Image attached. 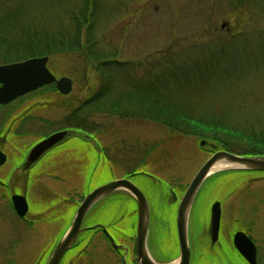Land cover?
Listing matches in <instances>:
<instances>
[{
    "label": "rangeland",
    "instance_id": "1",
    "mask_svg": "<svg viewBox=\"0 0 264 264\" xmlns=\"http://www.w3.org/2000/svg\"><path fill=\"white\" fill-rule=\"evenodd\" d=\"M99 2L96 23L114 19L104 33V47L116 48L121 61L142 62L136 67L138 79L157 82L163 75L166 96L194 114L264 117L262 14L236 11L215 0H125L123 13L117 16L116 0ZM70 4L76 6L73 0H39L34 11L40 20L54 14L60 21L66 18L65 8ZM15 52L0 51V64L24 60L4 57ZM48 56L55 75L73 83L70 94H59L60 128H64L63 119L90 99L102 78L95 65L77 54ZM146 93L154 100L155 90ZM86 127L89 130L76 131L70 148L60 149L57 167L50 168L49 176L31 179L34 182L26 185L30 212L25 218L0 210V240L10 241V246L0 248V264H47V251L71 226L85 196L119 179L133 181L148 200L151 257L160 264H173L179 256L180 201L198 171L219 149L200 136L138 119L93 115ZM226 172L207 178L195 198L188 222L191 253H196L199 220L208 202L228 195L226 218L235 230L250 231L264 264V174ZM137 222L135 199L116 192L93 206L83 227L102 224L119 241L136 237ZM108 250L109 257L112 251ZM231 258V264H240Z\"/></svg>",
    "mask_w": 264,
    "mask_h": 264
},
{
    "label": "trees",
    "instance_id": "2",
    "mask_svg": "<svg viewBox=\"0 0 264 264\" xmlns=\"http://www.w3.org/2000/svg\"><path fill=\"white\" fill-rule=\"evenodd\" d=\"M38 1L0 0V51H17L4 57L18 59L73 53L95 65L102 78L101 85L74 111L76 131L89 130L86 124L93 115H110L124 120L149 121L183 135L200 136L217 149L236 155L264 157V117L233 119L194 114L166 96L163 75L157 82L140 80L136 67L142 62L121 61L116 48L104 47V33L114 19L96 23L95 16L101 10L99 0H73L76 6H67L66 18L60 21L54 14L38 19L34 11ZM116 1L119 16L125 0ZM215 1L227 3L236 11L252 10L264 16V0ZM161 62L159 64H164ZM151 89L156 93L154 100L146 96ZM232 172L236 171L228 173Z\"/></svg>",
    "mask_w": 264,
    "mask_h": 264
},
{
    "label": "flooded vegetation",
    "instance_id": "3",
    "mask_svg": "<svg viewBox=\"0 0 264 264\" xmlns=\"http://www.w3.org/2000/svg\"><path fill=\"white\" fill-rule=\"evenodd\" d=\"M42 57H48L47 68L58 81L61 77L58 78L50 68L49 56H40ZM25 60L27 59L3 63L0 66ZM56 81L7 102H0V210L4 209L7 213L18 214L12 201L13 196L23 195L28 199L27 184L37 181L42 176H49L50 168L53 170L57 167L56 156L58 157L60 149L70 148L71 142L77 138L74 128L75 119L72 117L75 110L63 119L64 128H60L59 94L61 93ZM2 87L3 83H0V89ZM37 94L38 96H34ZM59 132L66 133L64 138L44 151L36 161L28 164L33 148ZM17 181L20 182L15 185ZM228 199L227 195L225 198L216 197L208 202L205 215L199 220V232L196 233L195 238L196 253L194 255L192 250L191 264H231V256L235 260L238 259L240 264H249L235 247L234 238L237 232L245 233L255 243L257 264H262L258 242L250 235V231L246 228L235 230L232 221L226 218ZM216 203L220 204L221 218L219 229L214 236L212 210ZM17 217L21 220L18 215ZM109 236L112 237L110 231L102 224L83 227V231L64 255L60 264H80V261H83V264H142L137 251V237L135 240L130 237L118 241L113 237L110 239ZM59 241L60 239L47 251V253L50 252V257ZM8 242L10 243L7 239L0 240V248L10 246ZM108 249L112 251L109 257ZM2 250L0 249V256L3 253Z\"/></svg>",
    "mask_w": 264,
    "mask_h": 264
},
{
    "label": "water",
    "instance_id": "4",
    "mask_svg": "<svg viewBox=\"0 0 264 264\" xmlns=\"http://www.w3.org/2000/svg\"><path fill=\"white\" fill-rule=\"evenodd\" d=\"M48 57L32 58L23 62L0 66V102H7L18 96L26 94L37 88L56 81L55 76L47 68ZM57 82V87L62 95H68L73 90L72 80L68 77H61ZM65 132H59L43 142L36 145L31 151L28 164L36 161L41 154L48 148L61 141ZM205 142H202V145ZM212 147H216L213 145ZM219 162H226L234 166L218 171H255L264 172L263 156H240L218 150L205 162L198 171L190 185L188 186L183 198L180 201L177 213V231L180 247V256L175 261L176 264H191V248L188 237V222L191 208L195 198L211 175L218 171H213L214 166ZM127 192L135 199L138 207L137 222V251L142 264H160L149 255L147 248L148 231L150 223V207L148 200L140 188L130 179H119L104 184L84 198L80 204L76 216L56 246L48 264H60L64 255L73 246L81 231L83 222L90 210L101 199L116 193ZM14 208L20 217H25L29 212V203L26 196L14 195L12 198ZM213 235L217 234L221 218V207L219 203L214 204L212 210ZM237 251L248 261L249 264H257V248L255 243L243 232H237L234 238Z\"/></svg>",
    "mask_w": 264,
    "mask_h": 264
},
{
    "label": "bare ground",
    "instance_id": "5",
    "mask_svg": "<svg viewBox=\"0 0 264 264\" xmlns=\"http://www.w3.org/2000/svg\"><path fill=\"white\" fill-rule=\"evenodd\" d=\"M230 166H234L232 164H229V163H226V162H219L217 163L214 168H213V171H218V170H221V169H224V168H228ZM177 262H174L173 264H176Z\"/></svg>",
    "mask_w": 264,
    "mask_h": 264
}]
</instances>
